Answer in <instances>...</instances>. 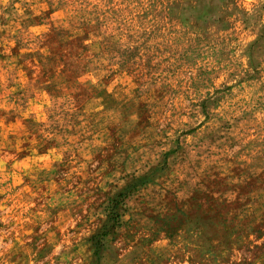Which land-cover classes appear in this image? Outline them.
<instances>
[{
    "label": "rangeland",
    "instance_id": "obj_1",
    "mask_svg": "<svg viewBox=\"0 0 264 264\" xmlns=\"http://www.w3.org/2000/svg\"><path fill=\"white\" fill-rule=\"evenodd\" d=\"M249 8L0 0V264H264Z\"/></svg>",
    "mask_w": 264,
    "mask_h": 264
},
{
    "label": "trees",
    "instance_id": "obj_2",
    "mask_svg": "<svg viewBox=\"0 0 264 264\" xmlns=\"http://www.w3.org/2000/svg\"><path fill=\"white\" fill-rule=\"evenodd\" d=\"M122 193H119L118 195H121ZM113 206H115V203H114V205ZM117 217H118V213H117V211H112V214H111V216H110V218H109V220L108 221H110V220H112L113 219V223L112 224H104V226L102 227V230L98 233V234H96V235H94L93 237H92V245L94 246V248H95V250H94V253L95 254H97L98 252H99V249H100V247H101V245H102V243H101V237L103 236V235H105L107 232H109V230L114 226V224L116 223V221H117Z\"/></svg>",
    "mask_w": 264,
    "mask_h": 264
},
{
    "label": "clouds",
    "instance_id": "obj_3",
    "mask_svg": "<svg viewBox=\"0 0 264 264\" xmlns=\"http://www.w3.org/2000/svg\"><path fill=\"white\" fill-rule=\"evenodd\" d=\"M251 2H252V0H241V3L243 5V7L248 8L249 11L251 10L249 8V5H250ZM33 31H36V29H33Z\"/></svg>",
    "mask_w": 264,
    "mask_h": 264
}]
</instances>
